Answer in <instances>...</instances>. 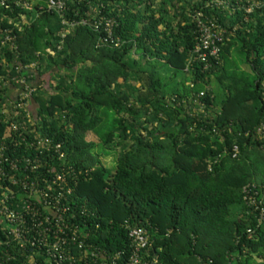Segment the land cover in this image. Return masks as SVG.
Returning <instances> with one entry per match:
<instances>
[{
  "label": "trees",
  "instance_id": "1",
  "mask_svg": "<svg viewBox=\"0 0 264 264\" xmlns=\"http://www.w3.org/2000/svg\"><path fill=\"white\" fill-rule=\"evenodd\" d=\"M62 1L63 17L44 0L0 8V145L61 146L53 162L66 168L76 223L109 257L127 258L129 231L142 228L158 264H264V0L250 13L254 0ZM198 14L224 31L206 62L194 59ZM100 17L115 22L119 48L91 26ZM22 79L32 120L7 96ZM7 232L0 223V259L27 264Z\"/></svg>",
  "mask_w": 264,
  "mask_h": 264
},
{
  "label": "built area",
  "instance_id": "2",
  "mask_svg": "<svg viewBox=\"0 0 264 264\" xmlns=\"http://www.w3.org/2000/svg\"><path fill=\"white\" fill-rule=\"evenodd\" d=\"M41 1L0 0V8H29ZM44 1L49 12L63 17L65 3L62 0ZM257 1L251 2L247 13L252 11V6L258 5ZM39 10H43V7L40 6ZM98 14L101 13L98 11ZM196 21L198 44L194 59L206 62L209 58H217L224 31L214 22H203L201 14L197 15ZM62 25L75 28L90 26V23L85 19L77 22L63 18ZM91 26L96 32L102 30L106 34L105 43L109 42L114 48L120 47V43L112 37L113 20L100 17ZM26 82L24 80L23 94L29 93L31 97L34 90ZM257 134L264 139V126ZM18 150L22 149H13L10 154L3 143L0 145V218L8 228L7 247L16 243V254L25 253L27 264H158L156 260L145 258L150 237L148 231L142 228L129 231L131 253L127 258L124 252L109 257L102 249L87 244L82 225L76 223L72 189L67 186L68 178L64 174L66 168L59 171L53 162L55 157L65 159L60 145L53 146L50 139L37 136L23 149V154H18ZM238 155L239 150L234 147L233 159H237ZM244 194L251 206L257 205L258 192L254 187H246ZM263 221L264 211L261 212L259 224ZM4 257L8 261L16 260L15 255L8 252ZM5 262L0 259V264Z\"/></svg>",
  "mask_w": 264,
  "mask_h": 264
},
{
  "label": "rangeland",
  "instance_id": "3",
  "mask_svg": "<svg viewBox=\"0 0 264 264\" xmlns=\"http://www.w3.org/2000/svg\"><path fill=\"white\" fill-rule=\"evenodd\" d=\"M37 83H38L37 79L32 82L33 86L37 85ZM23 84H24V79H22L20 83H17L14 86L10 85L11 88L8 91L7 96L10 99V101H9L10 104L12 106H14L13 109L22 107L23 111L27 112V114L29 113L28 114V118H30L32 120V114H31V111H32L31 109L32 108L30 107L31 103H29V100L31 99V97H30L29 93L23 94L24 92L22 91V88H21V87H24ZM213 86L216 87V84H214V82H213ZM27 95H29V96L26 97ZM23 100H27V101H23ZM33 107H35V106L33 105ZM32 112H34V111H32ZM17 115L18 114L16 113L14 115V117H16ZM102 162H103V165L107 169H113L114 168V164H115V157L114 156L102 157ZM0 223H3V219L2 218H0Z\"/></svg>",
  "mask_w": 264,
  "mask_h": 264
}]
</instances>
